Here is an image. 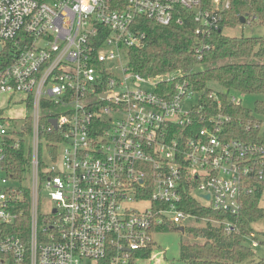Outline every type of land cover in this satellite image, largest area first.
I'll list each match as a JSON object with an SVG mask.
<instances>
[{"label": "built area", "instance_id": "obj_1", "mask_svg": "<svg viewBox=\"0 0 264 264\" xmlns=\"http://www.w3.org/2000/svg\"><path fill=\"white\" fill-rule=\"evenodd\" d=\"M231 3L0 0V264H133L155 227L194 218L180 210L187 191L214 210L239 212L263 176V147L228 139L221 113L197 119L200 94L182 70L143 77L126 56L145 40L138 18L180 26L188 12L205 42L222 31ZM5 106L28 115L19 121ZM252 130L263 135L264 121ZM21 146L26 187L27 172L18 178L5 168L7 148ZM42 195L50 202L43 215ZM25 202L27 243L12 233Z\"/></svg>", "mask_w": 264, "mask_h": 264}, {"label": "trees", "instance_id": "obj_2", "mask_svg": "<svg viewBox=\"0 0 264 264\" xmlns=\"http://www.w3.org/2000/svg\"><path fill=\"white\" fill-rule=\"evenodd\" d=\"M243 16L255 17L264 23V1L232 0L230 9L222 15V29L240 25ZM181 17L183 24L180 26L175 23L161 26L151 20L137 19L136 28L145 34V40L139 46L127 50L130 70L143 77L182 70L185 79L200 94L197 119L203 115L207 119L221 113L229 119L223 126L228 139L252 142L264 149V134L252 130L255 122L264 120V35L253 38L228 37L221 31L202 42L194 34L196 24L191 14L181 12ZM204 44L209 49L203 51L202 58L198 59L194 49ZM212 83L217 84L223 92H215V98L209 99L208 94L213 91L209 85ZM233 92L259 95L263 99L256 101L251 111L232 101L230 94ZM194 128L197 130L200 125ZM25 129L30 130L28 123ZM50 140L57 141L58 138L54 135ZM28 161L23 146L18 151L7 148L5 168L18 178L27 172ZM263 193L264 172L260 180L251 182V191L244 195L241 209L232 215L212 209L187 191L183 194L180 210L194 216L189 221L203 225L178 228L165 221L155 227L153 232L183 228L185 237L180 241L179 259L184 264H264V259L251 261L255 256L253 246L246 244L248 239L257 245L252 225L264 218ZM27 194L26 190V199ZM27 206V202L18 206L24 209V217L16 222L12 232L25 243L28 240L29 222ZM153 246L154 243L146 250L136 252L134 258L150 259Z\"/></svg>", "mask_w": 264, "mask_h": 264}, {"label": "rangeland", "instance_id": "obj_3", "mask_svg": "<svg viewBox=\"0 0 264 264\" xmlns=\"http://www.w3.org/2000/svg\"><path fill=\"white\" fill-rule=\"evenodd\" d=\"M252 17H246L245 23L237 25L233 28L223 27L222 34L228 37H246V38H253V37H261L264 35V23H261L257 18L255 20H251ZM210 88L214 92H223V90L217 84H210ZM141 88L144 89H151L149 86L141 85ZM231 98L235 100V103L240 104L243 108L249 109L253 111L254 104L256 101L262 100L263 97L259 95H245L240 93H231ZM19 97V96H17ZM5 98H0V106H4ZM6 113L11 116H17V120L28 115V111L25 107L18 106L16 108L5 106L4 108ZM20 121V120H19ZM264 121V120H263ZM29 143V139L25 140V146ZM41 154L42 159L44 162H48V157L46 156V150L43 144H41ZM30 173L27 172L24 176L22 185L24 187L30 185ZM262 205L264 206V193L262 196ZM49 200L42 195L41 204L39 207V213L41 215L46 214L49 210ZM147 207V205H146ZM137 209V208H136ZM203 225V223H194L192 221L184 222L181 227L189 226V225ZM180 226H178L179 228ZM252 228L255 233V241L257 242V246L253 247L252 250L255 254L254 258L251 259L252 262H258L264 259V218L259 220L258 222L252 225ZM185 237L180 229H175L169 232H160L154 231L152 234L153 239V250L151 252V258L148 260H137L135 264H184L179 259V246L181 239ZM251 240H246V244L250 245ZM82 264H94L92 260H84Z\"/></svg>", "mask_w": 264, "mask_h": 264}, {"label": "water", "instance_id": "obj_4", "mask_svg": "<svg viewBox=\"0 0 264 264\" xmlns=\"http://www.w3.org/2000/svg\"><path fill=\"white\" fill-rule=\"evenodd\" d=\"M247 16H243L240 18V24H244L245 23V19ZM53 125L55 126V121H52ZM208 196H205V199H207ZM180 231H183V228H180Z\"/></svg>", "mask_w": 264, "mask_h": 264}]
</instances>
